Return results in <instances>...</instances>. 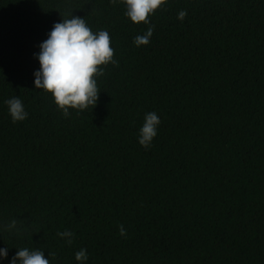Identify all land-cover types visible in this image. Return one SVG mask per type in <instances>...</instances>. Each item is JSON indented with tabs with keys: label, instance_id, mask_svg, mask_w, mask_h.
Returning <instances> with one entry per match:
<instances>
[{
	"label": "trees",
	"instance_id": "1",
	"mask_svg": "<svg viewBox=\"0 0 264 264\" xmlns=\"http://www.w3.org/2000/svg\"><path fill=\"white\" fill-rule=\"evenodd\" d=\"M125 11L0 0V264L25 247L50 264H80V249L84 264H264V0H167L139 47L151 25ZM70 13L109 33L118 66L97 77L93 109L65 117L34 72L39 45ZM149 112L161 123L145 149Z\"/></svg>",
	"mask_w": 264,
	"mask_h": 264
},
{
	"label": "clouds",
	"instance_id": "2",
	"mask_svg": "<svg viewBox=\"0 0 264 264\" xmlns=\"http://www.w3.org/2000/svg\"><path fill=\"white\" fill-rule=\"evenodd\" d=\"M111 3H123L126 6L125 16L133 24L151 25L150 17L161 10L167 0H110ZM62 19L55 23L48 38L39 45L40 51L35 56L39 60L40 69L34 72L35 88L51 94L57 108L65 117L69 110H76L77 114L97 105L100 90L97 86V77L105 75L103 70L109 64L118 66L114 59L115 50L111 47V38L106 30L93 32L84 18L74 17ZM186 11L178 13V19L183 21ZM155 25L147 28L143 35L134 39V44L146 46L153 36ZM12 122H22L27 119L28 113L22 101L13 97L6 101ZM161 121L155 112L146 114L143 126L139 130V144L149 149L157 136V128ZM18 221L13 219L6 230L16 229ZM119 234L126 236L123 225L119 226ZM58 236L65 238L68 245L73 243L74 233L68 230L58 232ZM8 249H0V258H7ZM54 256V253H49ZM76 261L84 264L88 260L87 250L80 249L75 253ZM50 264L44 257L43 251L28 248L18 249L10 264Z\"/></svg>",
	"mask_w": 264,
	"mask_h": 264
}]
</instances>
